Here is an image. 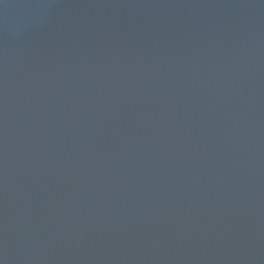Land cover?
I'll list each match as a JSON object with an SVG mask.
<instances>
[{
    "label": "water",
    "instance_id": "obj_1",
    "mask_svg": "<svg viewBox=\"0 0 264 264\" xmlns=\"http://www.w3.org/2000/svg\"><path fill=\"white\" fill-rule=\"evenodd\" d=\"M0 264H264V0H0Z\"/></svg>",
    "mask_w": 264,
    "mask_h": 264
}]
</instances>
